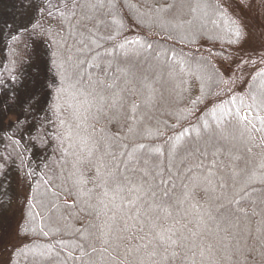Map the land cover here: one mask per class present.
<instances>
[{"label": "trees", "instance_id": "16d2710c", "mask_svg": "<svg viewBox=\"0 0 264 264\" xmlns=\"http://www.w3.org/2000/svg\"><path fill=\"white\" fill-rule=\"evenodd\" d=\"M196 1L210 9L202 18L211 21L209 27L197 23L196 5L191 0L171 11L160 10L170 0H113V13L96 27L89 23L90 31L83 36L79 31L74 34L67 21L60 23L63 12L39 19L36 34L50 43L53 55L56 86L51 100L59 117L56 141L60 157L46 184L33 188L18 210L15 239L12 241L11 231L1 234L0 264H264V232H257L264 227L259 206L264 194V105L260 104L264 98V48L238 39L233 23L238 18L247 34L249 15L264 20V0H232L230 5L226 0ZM180 17H187L180 22L181 28L169 29L167 19ZM7 40L0 49L1 72L19 69L28 58L26 31ZM98 42L99 53L77 51ZM70 52L74 61L78 54L84 55L83 63L62 67ZM146 55L164 64L159 74L163 85L146 75L131 74L128 63ZM65 72L66 91L58 95ZM94 80H116L124 88L116 108L110 106L114 90L106 89L102 93L108 98L104 112L97 111L96 92L100 89L93 92ZM163 90L166 97L161 96ZM23 131L12 142L16 151L21 149L23 159L9 163L0 182V196L18 175L27 173L35 180L42 174L45 160L41 159L47 152L35 149V129ZM148 131L153 132L144 140L142 135ZM89 134L115 137L113 166L146 169L149 176L145 179L152 182L154 178L160 187L180 183L181 174L191 175L187 169L212 173L215 193L201 187L183 208L171 209L172 216L157 212L163 227H173L177 235L183 232L189 237L185 247L153 240L154 232L140 215L152 200L151 192L129 191L131 185L120 191L107 175L109 169L99 168L97 154L89 157L86 148L81 150V139ZM152 149L153 154L146 151ZM168 154L178 166L169 162L171 171L159 175L158 161ZM164 180L167 185L160 183ZM222 182L224 188H220ZM213 196L220 199L214 201ZM226 197L237 201L229 207L247 210L251 222L246 229L242 222L235 231H221L224 224L218 227L203 216L214 203H227ZM253 210L257 215H252ZM193 233L197 235L193 237Z\"/></svg>", "mask_w": 264, "mask_h": 264}, {"label": "rangeland", "instance_id": "374dc122", "mask_svg": "<svg viewBox=\"0 0 264 264\" xmlns=\"http://www.w3.org/2000/svg\"><path fill=\"white\" fill-rule=\"evenodd\" d=\"M191 4L193 5V3ZM37 5L41 6L40 10H37ZM0 6V49H4L6 46L5 41L19 33V31H26L29 38L27 60L17 70L0 71V101H7V103H0V182L7 175L9 163L14 158L23 159L21 149L16 151V146L12 144L13 141L17 140L16 137H18L20 129L24 131L35 129L32 136L36 142L35 149L38 151L39 148L41 153H44L43 151L47 152L46 155L44 154L45 157L41 159V161L45 160V164L42 166V174L38 178L32 180L28 178L27 173H22L20 178H18L19 175L16 177L17 181L14 182V185H5L2 191L3 196H0V202L7 207V211L0 217V238H2L1 234H5L8 230L11 231L13 241L16 235L15 223L18 218V210L20 211L22 205L26 203L29 192L33 188L46 184L47 175L60 157V150L56 141L59 117L51 100L56 86L52 67L53 55L50 43L39 39L36 30L39 19L43 15L53 16L63 12L64 9L61 0H2ZM189 6L191 5L189 4ZM202 9L205 15L210 10L206 9V4H203ZM185 18L187 17H180L175 21H170V18H168V28L172 30H174V27L181 28L179 24ZM247 19L246 40L248 43L251 42L254 47L264 48V20L259 15H249ZM197 21L203 27H209L211 22H206L202 18H198ZM100 45L99 42L97 44L91 43L90 47L83 51L91 52V54L92 52L99 53L102 51V49L99 50ZM78 56L80 57L76 61H84V55L78 54ZM81 64L79 63V65ZM128 64L132 66L133 73L131 74L133 76L138 74L144 77L146 75L149 78H154L155 82L162 84L159 80V74L164 69L163 63H157L146 55L132 60ZM53 81H55V85H53ZM33 93L39 95L40 104L30 107L29 104L33 102L25 101ZM166 93L167 91L163 90L161 96L166 97ZM157 101L159 102V100ZM17 117H19V121H17ZM10 129H12L10 134H3V131H9ZM151 132L153 131L143 133L144 140H147L149 137L147 134H152ZM207 138H209V135L205 137V139ZM194 139L197 143L200 142L198 136ZM146 151L153 154L155 149ZM169 162H171L169 154L167 157L159 159L156 173L160 175L163 170L171 171ZM171 163L174 168L178 166V161ZM260 182L261 179L257 184H260ZM260 187L262 188V185Z\"/></svg>", "mask_w": 264, "mask_h": 264}, {"label": "snow or ice", "instance_id": "6c2138e0", "mask_svg": "<svg viewBox=\"0 0 264 264\" xmlns=\"http://www.w3.org/2000/svg\"><path fill=\"white\" fill-rule=\"evenodd\" d=\"M61 2L63 3L64 11L62 13V19L60 20V23L63 24L65 21H67L70 24L73 33L75 34L77 31H79L81 36H83L84 31L89 30V23L93 24L94 27L102 24L103 17L111 15L113 13V9L116 7V5L113 3V0H61ZM184 3L185 0H170V2L163 6L160 10L171 11L177 7H182ZM226 3L230 5L232 0H226ZM241 3H246V0H241ZM197 6H199V3H197ZM40 7V5H37V10H40ZM192 10L194 11L195 9ZM73 21L75 23H73ZM233 23L237 25L236 36L238 39L246 40L247 34L244 31L242 22L236 18ZM126 42L132 43V41ZM80 43H84V41L81 40ZM85 47H87V45H85ZM121 47H123V45H121ZM148 47L150 48L151 45L149 44ZM77 51H83V49H77ZM262 57H264V53H262ZM75 63L79 64L83 63V61H75ZM73 64L74 56L70 52L65 58L62 67L64 65L72 66ZM237 67L239 68L240 65ZM67 79L68 76L65 72L62 74L60 85L57 88L58 95L66 91L65 84L67 83ZM234 82L235 81H233V83ZM77 83H79V80ZM91 84L93 92H96L97 88L100 89L99 92H96V96L99 98V104L97 105L98 112H104V103L108 99L102 94L104 90H114L112 91L111 96L112 103L110 106L112 108H116L117 103L122 100L121 93L124 91V88L121 87V85L118 84L116 80H112L111 82H106L105 80H94L91 81ZM53 85H55V81H53ZM70 86L74 87V85ZM146 86L147 85H145V87ZM252 99L254 102L256 101V97L253 96ZM29 101L33 102L29 104L30 107L39 105V95L37 93L29 95L27 97V101L25 102ZM0 103H7V101H0ZM233 103H235V101H233ZM260 104L264 105V98H261ZM135 108L136 106L133 105L134 110ZM243 119L247 120V115H245ZM17 121H19V117H17ZM61 123H63V121H61ZM204 131H209V126L206 125ZM115 143L116 140L113 136L99 135L97 138L92 134H89L88 136L81 139V150L83 151L86 148L89 157L97 154L96 158L99 168L109 169L107 175L116 184L120 191H123L125 187L131 185V187L128 188L129 191L135 190L141 195L151 192L152 200L148 204L147 209H145L144 212H140L139 209L137 211L140 212V215L145 216V219L148 221V227L152 230V232H154L153 240L158 241L161 245L185 247L189 237L183 232H180V234L177 235V230H175L173 227H163L159 223V221L162 219V216L158 215L157 212L163 214L164 217L172 216V211L170 210L175 209L177 206L183 208L187 202H190L194 198L195 191L201 187H203L206 191L215 193L217 191L216 185L210 179L212 173H197L192 169H187L186 171L191 173V175L181 174L178 177L180 183L173 184L171 187H160V184L156 183L154 178L152 182H149L145 179V177L149 176V173L146 169H137L135 166H132L126 167L124 170H120L118 165L113 166V161L116 160L114 155ZM175 149L176 145L174 144L173 151H175ZM160 183L167 185L168 181L164 180ZM224 187L225 183L222 182L220 184V188ZM219 199V196H213L214 201ZM129 203L134 204L135 201H130ZM236 203L237 201L233 199H227V203H214L212 208L204 210L203 216H206L208 220L215 221L218 227L219 225L224 224L226 227L221 228V231H227L229 228L235 231L237 226L242 222L245 224L246 229L247 224L251 222L249 216L247 215V210L243 207L231 208L228 206ZM259 206L260 214L264 216V194H262L259 198ZM6 211L7 207L2 202H0V217H2ZM237 213H242L243 215L240 216L237 215ZM252 215H257V212L253 210ZM201 222H203V217H201ZM260 224L264 226V219H261ZM257 232H264V227H258ZM102 235L106 236L107 233H102ZM196 235V233L192 234L193 237ZM104 242L107 244L108 240L105 239ZM149 243H152V241H149ZM261 243L264 244V240H262ZM104 250L106 251V249ZM172 255L175 256L176 253L173 252Z\"/></svg>", "mask_w": 264, "mask_h": 264}, {"label": "bare ground", "instance_id": "6f19581e", "mask_svg": "<svg viewBox=\"0 0 264 264\" xmlns=\"http://www.w3.org/2000/svg\"><path fill=\"white\" fill-rule=\"evenodd\" d=\"M192 3H194L196 5L195 9H196V16L197 18H203L204 17V11H203V5L199 2H197L196 0H191ZM197 3H199V6H197ZM206 17V15H205ZM204 20H206V18H204ZM199 21V20H198Z\"/></svg>", "mask_w": 264, "mask_h": 264}]
</instances>
